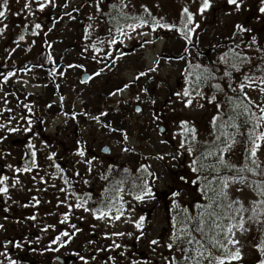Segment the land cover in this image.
I'll list each match as a JSON object with an SVG mask.
<instances>
[{
  "label": "snow or ice",
  "instance_id": "6c2138e0",
  "mask_svg": "<svg viewBox=\"0 0 264 264\" xmlns=\"http://www.w3.org/2000/svg\"><path fill=\"white\" fill-rule=\"evenodd\" d=\"M16 3H19V0H16ZM214 4L215 0H200L195 12L190 11L188 6L182 7L183 22L180 25L163 22V17L157 19L146 5H141L140 9L147 15L136 14V5L133 0H107V2L84 0L79 7L72 6L71 0H24L14 15L23 14L25 30L31 26L32 35L39 36L41 32L47 35V32L52 31L55 24L63 17L76 20L74 12L79 13L81 8L92 9V12L86 14L89 23L84 34V38L90 43L84 47L83 52H89L91 49V59L103 64L100 71L95 72V75L99 76L105 68L110 67L102 58L113 56V52L108 48L123 45L125 40H132L134 35L148 37L149 32L141 31L144 28L152 33H155L158 28L175 30L178 37L185 42L182 45L185 50L187 45L195 46L193 35L200 27L195 17L199 15L203 18L206 12L214 10ZM224 4L231 6L229 15L233 12L242 14L248 9L247 0H224ZM55 9H60V12L56 13L55 18L52 19V27L47 28L45 32L46 25L41 17L48 16ZM10 11V0H2L0 2V37H3L8 30L6 21ZM256 11L259 13L256 20L261 22L260 31H264V0H257ZM28 17L32 19L29 20ZM100 23L105 25L107 38L102 40L97 36L96 40L92 41V32L99 27ZM245 36L248 39H245ZM24 40L25 35L20 34L18 41ZM227 40L226 46L221 42L212 46L214 49L224 47L225 50L215 60L210 59L207 64L193 63L183 55L177 56V59L183 60L185 64L183 68L185 85L181 90L173 92V95L183 108L195 106L202 109L203 102L214 107L215 114L209 121L210 139L202 140L194 123L188 119H180L177 124V135L180 138L175 152H165L156 157L161 161L166 156L169 161H179L182 156L187 155L190 160L188 167L194 174V178L180 176L179 180L198 185L205 202L196 203L195 211H191L183 206L184 193L172 192L175 199L171 203L176 215L171 218L169 234L166 239L159 236L150 238L148 230L152 225L149 223V217L136 212V206L156 201L155 186L163 179L152 170L150 164L137 162V166L133 169L115 161L108 162L110 158L89 156L85 147H78L74 153L78 159L73 161V176L79 177V183L84 185L90 184L88 177L99 180L101 194L93 199L91 192H77L73 189L71 181L63 175L65 169L54 161L56 152H51L45 157L51 162L48 167L55 168L56 173L63 177L64 185H67L66 188L58 189L64 195V199L57 201L58 205H63L67 209L61 213L62 218L58 219L57 223L66 227L51 238L50 244L56 247H46L44 251H59L60 248L73 242L74 237L82 229L76 223L69 222L74 214L73 210H80L76 219L85 220L87 217L83 213H87L94 221L103 223L105 230L102 232V238L111 241L107 245H100L97 241L89 239L87 245H95V247L88 255L81 252L71 253L82 264H90V262L91 264H122L124 261L127 264H141L132 253L127 251L126 244L114 239V237L133 236L137 241L146 240L150 252L153 255L158 254V259L148 264H232L233 261H241L243 255L239 246L240 240L236 238L237 232L247 233L252 226H256L261 236L259 242L253 245L259 253L258 264H264V43L258 40L254 28L247 26L245 22L234 23ZM151 42L148 39L143 41L144 44ZM32 43L34 44L35 41ZM12 52H15V48ZM124 55L125 53L120 51L118 58ZM198 55L202 54L198 53ZM48 59L52 60V57L49 56ZM38 66L43 67V64ZM68 67H83V65L70 64ZM19 71H25V69H19ZM148 71L155 72L156 68L150 67ZM15 75V71L0 73L4 84H8L10 78ZM59 75L62 76L64 73L60 72ZM147 75V72H140L133 83ZM128 87L129 84H124L123 88H118L109 95L115 96ZM140 91L146 93L148 89L141 88ZM9 95H15V93H9L0 85V145L8 140L10 134L33 133L32 117L23 112L16 113L14 108L9 107ZM60 99L63 100V97ZM135 99L139 101L141 97L137 95ZM151 103L155 104V101L152 100ZM21 108L27 109L29 113L33 111L27 103L22 104ZM134 110L140 113L142 108L136 106ZM152 115L154 122L162 118L156 113ZM100 116H107V113L102 111ZM100 116L93 115L91 119L101 123ZM73 118H75L74 115ZM102 127L109 133L119 134L117 145L121 154L131 155L135 152L134 147L128 146L130 134L126 128L113 127L110 123H104ZM156 127L159 128V125L157 124ZM238 136L243 137L244 141L242 163L239 166L230 160L231 154L239 143ZM159 143L167 144L168 141L161 139ZM44 146L48 147L47 144ZM26 148L27 151L22 157L25 160L24 166L16 167L8 163L5 167L11 170V175L0 174V196L8 200L12 197L10 189H15L17 185L23 187L16 174H32L34 170H37L38 174L41 170L37 161L36 145L29 140ZM103 151L110 150L105 148ZM6 156H11V152L0 149V159ZM77 165L84 166V175L81 174ZM56 173L45 172L44 175L39 176V183L47 184L45 177L51 178ZM37 174H32L30 177L34 184L37 182ZM52 186L55 187L54 184ZM43 190L46 191V189ZM233 190L240 196L234 197ZM40 203V199L33 196L31 205L21 206L35 207ZM28 219L36 221L37 216L31 215ZM116 222L129 224L133 231L109 232L106 230L109 226L115 228ZM99 226L97 223L91 225L93 231ZM4 228V224H0V229ZM50 229L55 230L56 223L48 224L40 231L44 233ZM40 239L41 237L37 236L35 242L38 243ZM28 243L31 244L33 241ZM8 244H13L17 249L25 247L21 242L11 240L0 245L4 248V251L0 252V257H4V260H0V264H4L5 260L7 264H20L19 260L12 259L8 255ZM158 250L161 251L158 253ZM99 252H104L106 258L97 261L95 253Z\"/></svg>",
  "mask_w": 264,
  "mask_h": 264
},
{
  "label": "rangeland",
  "instance_id": "374dc122",
  "mask_svg": "<svg viewBox=\"0 0 264 264\" xmlns=\"http://www.w3.org/2000/svg\"><path fill=\"white\" fill-rule=\"evenodd\" d=\"M23 2L24 0H19V3H16V0H10L11 11L6 21L8 30L3 37H0V64L15 63L18 58L25 62L32 60L35 63L46 49L51 48V53L54 56V58L52 56V62L55 61L57 71L51 73L44 67L29 63L30 65L27 67L21 68L25 71L16 70V75L10 78L8 84H4L3 79L0 78V85L9 93H15V95H9L8 106L14 108L16 113L23 112L33 119V133L10 134L8 140L0 145V149L11 152V156L0 159V174L11 175V170L5 167L8 163L16 167L24 166L25 160L22 157L27 151L26 145L29 140L38 149L37 161L41 166L38 174L37 170L32 173L37 174L35 184L30 179L32 174H16L23 187L17 185L15 189H10L11 200L0 196V224L5 226L4 229H0V245L9 240L24 244L25 247L21 249L15 248L13 244L7 245L8 255L12 259L19 260L20 264H61L60 258L70 259L66 264H82L71 253L81 252L88 255L95 247V245H87L89 239L97 241L100 245H107L111 242L102 238V232L105 230L103 223L94 221L87 213H83L87 218L79 221L76 219V215L80 214V210H73L74 214L69 223H76L82 231L74 237L72 243L60 248L59 251H44L46 247H56V245L50 244V240L66 227L58 224L57 221L62 218L61 213L67 210L63 205L57 203L58 199H64V195L58 189L66 188L67 185H64L63 177L56 173L55 168L48 167L51 162L45 157L51 152H56L54 161L65 169L63 175L71 181L75 191L91 192L93 199L101 194V183L98 179L93 180L88 177L90 184L84 185L79 183V177L73 176V161L78 159L74 153L78 147H85L89 156L110 158L108 162L115 161L133 169L137 166V162H145L152 166V170L157 175L163 177L155 186L156 201L136 206V212L149 217L152 227L148 230V237L159 236L166 239L172 223L171 218L176 215L171 203L175 199L172 192H183V206L189 209L191 207L195 211L194 205L197 202L194 205L190 203L191 198H188L187 191L182 186L172 189L174 184L180 181L177 179L178 177L191 176L194 178V174L188 167L190 160L187 155L182 156L179 161H169L167 156L161 161L156 157L165 152H175L177 141L180 138L177 135V124L180 119H188L194 123L202 140L210 139L209 121L215 114L214 107L206 102H203L204 108L202 109L195 106L183 108L173 95V92L181 90L185 85L183 78L185 64L183 60L177 59V56L183 55L193 63L207 64L208 58L215 60L225 48L216 47L214 49L212 46L217 45L218 42L226 46L228 44L227 37L236 22H245L247 26L253 27L255 32H258V40L264 43V35L260 36L259 32L261 22L256 20V16L259 15L256 11L257 0H247L248 9L244 13L233 12L231 15L228 14L231 6L225 5L224 0H215L214 10L206 12L203 18L199 15L195 17L200 27L193 35L195 46L187 45V50L182 47L185 42L178 37L175 30L158 28L155 33H152L149 29L144 28L141 31L149 32L148 37L134 35L132 40H125L123 45L108 48L113 52V56L102 58L110 67L105 68L99 76H96L95 72L100 71L103 64L91 59V49L89 52H83L84 47L90 43L84 38V34L89 23L86 14L92 12V9L81 8L79 13L74 12L76 20L63 17L55 24L52 31L47 32V28L52 27V19L55 18L56 13L60 12V9H55L48 16L41 17L46 25L44 31L47 32V35L41 32V35L33 36L31 26H28L26 30L24 28V15H14ZM133 2L136 5V14L147 15L140 9L141 5H146L157 19L163 17V22L180 25L183 22L182 7L188 6L190 11L195 12L200 0H195V2L194 0H133ZM83 3L84 0H71L72 6L79 7ZM28 19L32 18L28 17ZM20 34L25 35L24 41H18ZM97 36L102 40L107 38L103 23H100L99 27H96L92 32L91 40L95 41ZM144 39L152 42L144 44ZM32 41L35 43L33 44ZM13 48H15V52H12ZM120 51H123L125 55L118 58ZM198 53L202 55H198ZM24 58H27V61ZM70 64L83 65V67L70 68L68 67ZM150 67L156 68V71L149 72ZM60 72H63L64 75H59ZM140 72H147L148 75L140 77L133 83L134 78ZM85 73L92 76L91 80L86 83L81 80ZM124 84H129V87L122 93H117L115 96L109 95L110 92L123 88ZM141 88H147L148 91L141 92ZM208 94L211 95V93ZM137 95L141 97L139 101L135 99ZM61 97L63 100L60 99ZM152 100L155 101V104L151 103ZM24 103L32 107L31 113L27 112V109L21 108ZM136 106L142 108L140 113L135 112ZM117 109L119 111H116ZM102 111L106 112L107 116H100ZM153 113L162 118L154 122ZM93 115L100 116L101 123L93 121L91 119ZM104 123H110L113 127L126 128L130 134L128 146L134 147L135 152L131 155L121 154L117 145L119 134L109 133L102 127ZM157 124L159 128L156 127ZM161 127L166 128L165 133L160 132ZM227 130L232 131L231 129ZM161 139L167 140L168 143H159ZM237 139L239 143L231 154L230 160L239 166L242 163L244 141L239 136ZM78 141L81 143L78 144ZM45 144L48 147H45ZM106 146L111 148V154L106 155L102 152ZM77 168L84 175V166L77 165ZM45 172L56 173V175L51 178L46 176L47 184L39 183V176L44 175ZM182 183H186L190 187L198 186L187 182ZM53 184L55 187L52 186ZM33 196L40 199L39 205L35 207L21 206L31 205ZM233 196H240V194L233 190ZM47 213L53 214L48 215ZM31 215L37 216L36 221L28 219ZM53 223H56L55 230L50 229L44 233L40 231L42 227ZM93 223L100 225L95 231L91 227ZM106 230L109 232L113 230L133 231L129 224L119 222H116L115 228L109 226ZM37 236L41 237L38 243L35 242ZM236 238L240 240L239 246L243 255L241 261H233L232 264H258L259 253L253 245L259 242L261 236L257 232L256 226H252L247 233L242 234L238 231ZM114 239L119 243L126 244L127 251L132 253L141 264H148V262L158 259V254L153 255L150 252L144 239L137 241L135 236L114 237ZM28 241H33V243L29 244ZM2 251L4 248L0 247V252ZM159 251L161 250H158V253ZM138 253L142 256H138ZM95 255L97 261L106 258L104 252L95 253ZM0 260H4V257H0ZM4 264H7L6 260ZM122 264H127V262L124 261Z\"/></svg>",
  "mask_w": 264,
  "mask_h": 264
},
{
  "label": "trees",
  "instance_id": "16d2710c",
  "mask_svg": "<svg viewBox=\"0 0 264 264\" xmlns=\"http://www.w3.org/2000/svg\"><path fill=\"white\" fill-rule=\"evenodd\" d=\"M259 32H260V36L263 37L264 31H259ZM255 34L257 35L258 32L256 31ZM245 39H248V37L245 36ZM209 51L211 52L212 50H209ZM49 56H51V57L53 56L52 53H51V48L46 49L43 52V54L41 55V57H39L40 59L36 60L35 63L32 60L31 61H28V62H25L24 60L19 59V58L16 59V62L15 63H8V62H5V64L2 63V64H0V73H6L8 71H16V70H19L21 68H24V67H27L28 65H30L29 63H34L36 65L43 64V67L46 70H48L51 73H54V72L57 71V68L55 67L56 64H55V61L52 62V60H49L48 59ZM28 58L30 59V57H28ZM53 58H54V56H53ZM24 59H26V61H27V58H24ZM207 60H210V59L208 58ZM15 68H17V69H15ZM0 78H2V76H0ZM204 202L205 201L203 199V202L202 203H204Z\"/></svg>",
  "mask_w": 264,
  "mask_h": 264
},
{
  "label": "flooded vegetation",
  "instance_id": "af4514ba",
  "mask_svg": "<svg viewBox=\"0 0 264 264\" xmlns=\"http://www.w3.org/2000/svg\"><path fill=\"white\" fill-rule=\"evenodd\" d=\"M177 179H179V177L177 178ZM183 187V189L184 190H186L187 191V194H188V198H191V202L190 203H192L193 205L197 202V203H202L203 202V196L200 194V191H199V187L198 186H189V185H187L186 183H182L181 184V182L179 181L178 183H176V184H174V186L172 187V189L174 188V189H177V187ZM190 209L192 210V211H194V209H192L191 207H190ZM138 256H142V254H140V253H138ZM70 261V259H64V260H60L59 262L61 263V264H66V263H68Z\"/></svg>",
  "mask_w": 264,
  "mask_h": 264
},
{
  "label": "water",
  "instance_id": "95a60500",
  "mask_svg": "<svg viewBox=\"0 0 264 264\" xmlns=\"http://www.w3.org/2000/svg\"><path fill=\"white\" fill-rule=\"evenodd\" d=\"M89 77H91V75L89 74V73H85L83 76H82V82H88L90 79H88ZM165 131H166V128H164V127H161V129H160V132L161 133H165ZM105 148H108L109 150H110V148L109 147H105ZM104 148V149H105ZM103 150V149H102ZM110 152H111V150L110 151H108V152H104L103 151V153L104 154H106V155H108V154H110Z\"/></svg>",
  "mask_w": 264,
  "mask_h": 264
}]
</instances>
